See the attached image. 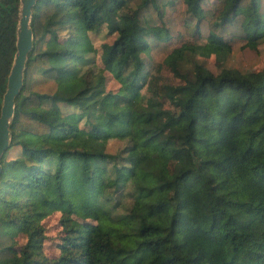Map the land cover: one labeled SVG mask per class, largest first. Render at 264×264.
<instances>
[{
	"label": "trees",
	"instance_id": "1",
	"mask_svg": "<svg viewBox=\"0 0 264 264\" xmlns=\"http://www.w3.org/2000/svg\"><path fill=\"white\" fill-rule=\"evenodd\" d=\"M18 6L0 0V101ZM29 27L0 158V264H264V63L246 77L195 61L254 60L264 0H36ZM101 28L95 62L87 33ZM109 139L130 146L109 153ZM55 211L49 256L40 221Z\"/></svg>",
	"mask_w": 264,
	"mask_h": 264
},
{
	"label": "rangeland",
	"instance_id": "2",
	"mask_svg": "<svg viewBox=\"0 0 264 264\" xmlns=\"http://www.w3.org/2000/svg\"><path fill=\"white\" fill-rule=\"evenodd\" d=\"M111 33H109L106 28H101L97 31L88 32L87 37L92 46V52L94 55V61L98 62L99 57V46L102 42L108 41L111 38ZM171 47L177 46L178 43L173 41ZM195 61L202 64L205 68H207L210 72L216 74L222 68H234L238 70L241 74L246 77H249L251 73L259 70L264 63V42L258 46V54L256 58L250 62H245L239 56L237 51L230 53L226 57H222L217 54H197L195 56ZM152 71H150L151 73ZM154 77V75H151ZM158 82H172L176 83V79L172 77V74L169 73L166 69H160L158 72V76H156ZM31 87L33 90L41 93H50L54 90L55 85L50 80L42 79L39 76H34L31 82ZM115 87V82L112 79H108L105 82L104 92L108 90H112ZM149 93L145 89V87L141 91V101L144 102V99L148 97ZM102 105L105 108L110 107V97H106L102 101ZM167 106V105H164ZM62 110H67L65 106H61ZM66 108V109H64ZM130 144L126 143L124 140L117 139H109L105 144V151L109 153H115L119 151L121 148L127 149ZM19 155V152L11 155L12 157H16ZM60 213L53 212L50 215L44 217L40 224L44 228L45 239L43 242L42 251L44 254L49 256H55L57 254V250L55 249V244L59 241V238L62 235L61 225L59 223ZM24 235L18 234L14 237L15 240V248L18 245L24 242Z\"/></svg>",
	"mask_w": 264,
	"mask_h": 264
},
{
	"label": "water",
	"instance_id": "3",
	"mask_svg": "<svg viewBox=\"0 0 264 264\" xmlns=\"http://www.w3.org/2000/svg\"><path fill=\"white\" fill-rule=\"evenodd\" d=\"M35 1L36 0H19L14 53L0 101V158L9 145V124L12 117L14 99L19 94L22 87L24 63L26 55L31 50L32 46L29 20L31 8L35 4Z\"/></svg>",
	"mask_w": 264,
	"mask_h": 264
}]
</instances>
